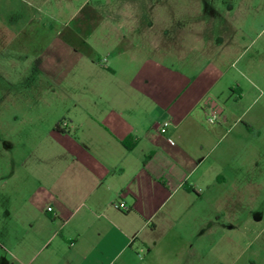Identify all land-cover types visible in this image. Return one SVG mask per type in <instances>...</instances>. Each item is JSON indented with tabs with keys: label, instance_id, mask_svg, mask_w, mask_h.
Listing matches in <instances>:
<instances>
[{
	"label": "crops",
	"instance_id": "0c3cea01",
	"mask_svg": "<svg viewBox=\"0 0 264 264\" xmlns=\"http://www.w3.org/2000/svg\"><path fill=\"white\" fill-rule=\"evenodd\" d=\"M116 8L71 34L51 65L36 63L51 87L28 82L33 94L7 99L21 113L0 115L24 153L0 167L7 213L20 219L10 253L24 264H208L248 227L237 213L261 161L264 113H246L236 19L207 21L179 0ZM14 23L0 16V48L28 55Z\"/></svg>",
	"mask_w": 264,
	"mask_h": 264
},
{
	"label": "rangeland",
	"instance_id": "374dc122",
	"mask_svg": "<svg viewBox=\"0 0 264 264\" xmlns=\"http://www.w3.org/2000/svg\"><path fill=\"white\" fill-rule=\"evenodd\" d=\"M13 12L10 14L0 10V16L19 19L14 23V30L26 28L16 45L27 44L30 53L6 54L0 48V115L11 116L21 113L14 105L8 103V98L31 95L35 90L27 83L42 80L51 87V78L40 77L36 63L43 61L51 65L56 61L57 50L69 51V36L71 34L89 32L98 26L102 18L116 16L117 3L141 2L163 3L166 0H13ZM27 1V2H26ZM29 1V2H28ZM32 1V2H31ZM34 1V3H33ZM35 1L41 6L39 12ZM181 3L193 5L199 3L204 18L208 21L214 15L236 19V32L242 34L241 56L235 66L243 70V88L246 90V102L249 105L246 113L251 115L262 111L264 113V0H179ZM187 15L191 17L190 10ZM35 18V19H34ZM244 18L247 19L244 22ZM94 20V23L91 22ZM29 20V22H28ZM16 24V25H15ZM23 38V40H22ZM2 42H0L1 45ZM39 51V55L34 53ZM41 52V53H40ZM37 59L39 61L37 62ZM246 66V69L244 68ZM25 82V83H24ZM46 88H44L45 90ZM48 90V88L46 89ZM240 89L234 94H239ZM51 97L52 89L45 93ZM233 94V93H232ZM233 94V95H234ZM258 130L264 135V118L258 122ZM23 150L3 130H0V167L5 169L9 163L22 162ZM259 165L252 168L253 181L247 190L245 201L239 205L237 213L238 224H248L246 231H230L232 243L222 239V247L213 254H206L208 264H264V145ZM9 173H0V264H24L11 255L10 226L20 223L14 213H7L9 200ZM240 204V203H239ZM14 216V217H13ZM15 249V248H14ZM213 262V263H210Z\"/></svg>",
	"mask_w": 264,
	"mask_h": 264
},
{
	"label": "built area",
	"instance_id": "2783aa9c",
	"mask_svg": "<svg viewBox=\"0 0 264 264\" xmlns=\"http://www.w3.org/2000/svg\"><path fill=\"white\" fill-rule=\"evenodd\" d=\"M215 120H216V117H215V116H209V117H208V121H209L210 123L215 122ZM169 125H170V121H169V120H165V121H163L162 124H161V126H160V133H161V134H164V133L167 131V128H168ZM169 141L173 143V140H172V139H169ZM112 205H113L116 209H122V210H126V209H127V207H126L125 205H122V204H116V203H113ZM51 210H52V208L49 207V208H48V211H51Z\"/></svg>",
	"mask_w": 264,
	"mask_h": 264
},
{
	"label": "trees",
	"instance_id": "16d2710c",
	"mask_svg": "<svg viewBox=\"0 0 264 264\" xmlns=\"http://www.w3.org/2000/svg\"><path fill=\"white\" fill-rule=\"evenodd\" d=\"M56 128H59V125H56Z\"/></svg>",
	"mask_w": 264,
	"mask_h": 264
}]
</instances>
